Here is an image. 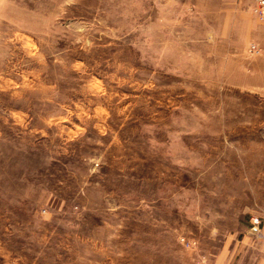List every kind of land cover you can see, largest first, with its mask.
I'll return each instance as SVG.
<instances>
[{
	"label": "rangeland",
	"instance_id": "obj_1",
	"mask_svg": "<svg viewBox=\"0 0 264 264\" xmlns=\"http://www.w3.org/2000/svg\"><path fill=\"white\" fill-rule=\"evenodd\" d=\"M253 4L0 0V264H264Z\"/></svg>",
	"mask_w": 264,
	"mask_h": 264
},
{
	"label": "built area",
	"instance_id": "obj_2",
	"mask_svg": "<svg viewBox=\"0 0 264 264\" xmlns=\"http://www.w3.org/2000/svg\"><path fill=\"white\" fill-rule=\"evenodd\" d=\"M252 11L257 15L259 19H264V0H254ZM248 51L252 53H258L259 49L254 43H250L248 46ZM257 222L258 219L254 218L253 223H257Z\"/></svg>",
	"mask_w": 264,
	"mask_h": 264
}]
</instances>
